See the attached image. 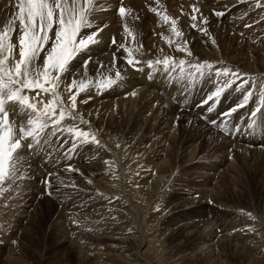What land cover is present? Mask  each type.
Listing matches in <instances>:
<instances>
[{
	"label": "rangeland",
	"instance_id": "1",
	"mask_svg": "<svg viewBox=\"0 0 264 264\" xmlns=\"http://www.w3.org/2000/svg\"><path fill=\"white\" fill-rule=\"evenodd\" d=\"M241 1L236 0L235 2L234 0H229L228 9L224 12L226 14L223 17L210 15L211 17H208L207 24H198V28H207L208 31L207 35L205 36L202 35L198 30V33L200 35V37H198L203 40H201V43H198V45H200L199 48L195 49V47H198V45L192 43V47L191 44L189 45L187 42L189 50L192 53L191 56L186 55L184 52H177L175 50L178 44L186 42L185 40L187 35H183L182 38H174L172 37V33L170 31V24L165 25L166 29L169 31L165 30L166 32L162 37V44L166 46L165 48L167 51L173 49L177 53H180L181 57H183V60L187 61L189 67L191 66L188 72L185 70L181 72V69L177 67L179 64L177 62H174L175 67H169L168 69L173 70L174 68H179L177 75H172L173 72L167 75V72L165 71L162 72V75L160 74L161 77L163 76V79H165L166 81L168 79L172 83L175 82L177 88L180 89L179 91L181 96L186 95L185 98L193 99L192 97L195 94H198V92L202 91L200 95L194 98L195 101L199 99L201 95H212L216 92L217 89L224 87V82L217 80L218 77L214 74L217 70H223V68H221L222 66L220 67V65H218V69L217 67H214L211 71L206 68L208 73L206 72V69L202 70L203 75L200 72H197L196 69L192 67L193 64L198 63L195 55L196 51H198V49L200 48H203L201 49L202 51L205 49L204 52L206 53L204 54H208V57H210L209 59L207 58L208 60H210L214 56V61H211V63H206L217 65L218 62H233L235 64L237 63L238 65H247L249 69L252 68L258 71L256 73L252 72L253 74L257 75L258 73H260V70L264 71V69L261 67L264 66V54L258 52V50L260 49L258 41H264V39H262L264 38V17L263 19H260L258 15L254 16L253 11H251L249 8L242 7L236 15L238 24L232 23L229 19V16H231L232 12H234L233 9L243 4L244 0ZM245 2H247V0ZM168 16L171 17L169 14ZM184 20L185 22L191 23L190 25H192L193 23L188 18H184ZM247 24H251L252 26L246 27L245 25ZM230 25L231 28H229ZM253 25H255V27ZM232 26H235L236 28ZM239 27L241 29H239ZM244 28L245 30H242ZM255 29L257 30V32ZM232 31L236 35L233 34ZM237 35L238 37L236 38ZM195 36L197 37V33H195ZM166 37L172 38L174 42L170 45L169 43H167ZM237 39L239 40L237 41ZM213 40L215 41V44H213ZM239 41H242L241 44ZM242 43H244L245 45ZM246 43L248 44L246 45ZM251 46H253L254 48L251 49ZM255 46H257V49H255ZM211 50H215L216 52V54H213L212 57L210 55V53L212 52ZM104 53V56H106L107 54H109V51L108 53H106V51H103L101 54L103 55ZM101 54H99L100 58L102 57ZM162 56L167 57L170 55L166 54L163 51ZM216 60H218V62ZM154 66H157V64H155ZM135 68H133V70L137 71L138 68L136 66ZM224 69L229 68L225 66ZM161 70H165L163 64ZM213 70L214 72H212ZM233 70H230V72H242L240 69ZM76 73L77 72L74 73V77L79 81L77 77L79 73ZM206 73L207 75H205ZM148 76L149 75H147L146 77L148 78ZM205 76L208 77L206 78ZM210 77H212V79H210ZM65 78L66 76L63 78L62 82L64 84L66 83V85L70 84L69 81L72 80L73 75H70L69 78L67 77V80ZM172 83H170V85H172ZM233 85L234 83H231V85H228L226 88H224L221 95L217 97L214 102L208 101L207 103H203L206 100L205 99L203 101H198L197 103L192 105V107H203L204 111L202 110L201 112H203L204 115L209 114L210 116H212L210 117V119L214 120V118H218L219 116H222V114L230 110L226 109L225 111H222V113H217L219 108V110L223 109L219 104V100H224V98L222 97L229 94L228 92L235 90L229 94L230 100L237 97L241 101L240 103H248V101H250L252 98L251 96L247 101H244L243 99L247 92L252 93L254 91L256 92L257 90H264V85L262 84L261 86H259V83L256 81L254 83H250L251 87L249 89L245 87L241 90H237L239 89V85ZM205 90H208L209 92L205 93ZM256 96L257 95H254V97ZM258 99L260 101V97H258ZM205 109L208 110L205 112ZM76 110H78V108ZM23 111L24 110H22L21 113H23ZM203 114H201L202 118H204ZM233 114L234 112L231 114V116L224 117L221 122H219L217 125L215 124L216 126L213 129V131L215 132L208 133L206 135L201 132L196 124H193V127L191 126V129L194 130L193 134L187 135L184 132L186 121L185 114H181V120L177 119L178 123L176 136L168 138L169 140L165 141L170 144V150L167 158H170L169 165H171L166 169L168 172L165 173L164 178H162L160 182L162 188L159 191L162 192L163 196H160L162 194L158 191V193L160 194L154 198L152 197L153 195H149V193L147 197L145 194H142L143 191L140 190L141 184L145 181H141V166H143V164L141 163L140 166V163L138 162L140 161L139 158L141 157V155H137L136 151L134 150L135 148L133 147V144L136 143L135 141H137L139 135L133 129L123 128V123L120 125L118 124V122L115 124L110 123L111 126L109 127L110 129H112V131L116 129V131L119 132V134L117 132V143L115 142V146L117 147L116 149H118V155H121L122 160L120 161L124 165H126V168L123 167V164L122 166H120L119 162L117 163V158L119 157L118 155L115 160L111 155L109 156V154L103 153L104 151H99L98 147L91 144L90 139L87 144L78 143L75 151H68L72 147V136H68L66 134L58 135V132L53 135L51 131L48 132V130L46 129L47 132L45 130V133L42 134V136L39 138V142H33L32 149H28L29 152H27L26 149L23 150V148L20 150L21 160L17 165L15 176L6 180L4 184L0 185V238H2L3 240L5 238L8 245L13 248V256L17 260L16 264H91L90 260L88 261L87 259L81 257L82 255L79 256L78 251L80 250L83 254L86 255V251L91 253L96 249L102 250V253L105 255V252L108 251V256L102 258L100 264H124L122 262L123 260H118L119 258H117L118 254L123 248L119 245L121 244L120 242H122L123 238L128 239L126 244L129 245H123L130 248V253H132L133 256L132 259L139 258L138 260H140V257H142V260L144 259L147 261V263L149 262L152 264H264V247L259 248L255 245V242H257L260 237L264 238V156H260L259 159H254L256 156H250L251 158L248 157L243 160L237 155L235 151H228L235 148V140L237 141L239 140V138L247 137L249 135L248 133L254 132L256 129L260 128L258 124L261 123L264 127V119L263 117L259 118L258 113L254 118L251 115H249L248 117L244 115L245 117H243L242 119H236L232 117ZM152 123L153 125L151 126V129H154V127H160L161 125L160 120ZM117 125H119V127ZM179 126H181V128ZM246 126H248L247 130L250 131L246 132L247 130H245L242 132V128ZM15 129L14 134L18 135L19 130L16 132ZM30 139L31 138H29V140ZM195 140L199 141V146H197L196 148L197 150L195 155L191 156L193 160H189V157L186 156L183 150H187L189 148L187 146H190L191 143H193ZM46 142L47 144H45ZM162 142L163 141L161 140L160 143ZM22 143L28 145L29 141L26 140ZM52 143L53 149L52 147H50ZM193 144L197 145L195 142ZM40 146H46L50 151L47 155L49 156L48 159L45 158L46 156H35ZM161 146V144L158 145L159 148ZM22 150L24 152H22ZM151 150H153V147L151 148ZM31 151L36 152V154H34L33 156V153H30ZM77 151V155L79 156L90 154V163H92L93 160H95L93 163H96H92L93 165H91V167L89 166L87 170H85L86 167L84 169H80L83 168V166L79 167L75 164L76 158H74V153ZM95 151L97 153L96 156L94 153ZM92 156H95V158H92ZM148 156H150V160L154 159L153 154H150ZM148 156L145 157L147 158ZM35 157L44 159L43 162L45 163V166L47 165L46 167L48 168H51L50 165L53 169H58L61 166L60 171L58 170L56 172V175L52 173L51 175L44 174V172L47 173L46 169L43 165H39V167L34 163ZM141 158L145 159L143 156ZM99 159L103 160V162ZM229 163L234 164H232L234 166V169L233 167L231 168L232 171L230 169L227 170L226 167L224 168V166H227ZM72 164L78 167L72 168L73 171H68L69 165L73 167ZM134 165L136 167H134ZM120 167L123 169L121 171L122 173L118 171ZM195 167L200 170L199 173L197 171H195L194 173L193 169ZM88 169L90 170V172H87ZM219 170H224V172L221 173V176L218 177V179L215 178L216 176L214 177L218 180H216L218 184H216L217 186H215L214 189L215 195L213 197V201H206L208 207H210L211 209L210 211H213V217H227L229 219L233 218V223L235 222L242 226L243 223H246L245 225H248L246 227L250 229L248 230L243 226L245 229L242 230L243 232L240 231V238L243 240H241L239 244L240 248L238 250H235L231 245H229L228 238L224 237L225 233L223 234V231L218 232V230H213L215 231V235L213 234L214 240L212 241L213 248L211 250L212 252L209 253V255L207 253H197L193 254V256L189 255V257L185 258L184 260L179 259V257L181 256L179 255V253L181 251L184 252V249L186 251V248L189 249L195 243V237L190 236L189 238H184L179 232L173 234L172 232H170V229H168V232H166L164 230V226L161 223V218L163 216L164 219L166 213L165 211H162L161 208H163L165 201L173 196V189L176 188L177 184L183 185L187 189L200 188V186L203 185L206 180L211 179L212 182L214 181L213 177H209L207 175H203V177H201L202 174L210 173V175H217V173L220 172ZM107 172L109 174H107ZM92 173H94V175ZM95 173H97L96 175H105L104 177L108 178L109 182L107 181V183L110 185H117L116 183L118 182H116V180L119 179V182L122 183V186H118H121L122 189L116 194L117 196L119 194L121 195H119L118 197L115 196L116 199L113 198V203H116V205L118 204L117 206H124L125 201H127L128 204L130 201V205L128 206V204L125 203L126 206L121 207V212L118 211V208L107 210V212L111 211L114 214L111 212L110 214L104 211L101 215L93 214L91 216L90 213H94V210L98 206H101L103 203L107 202L104 201V198L97 193H100L103 188L100 189V186V190L98 189V191L92 181V179L96 176ZM110 173H113L114 175H112L114 177L111 176ZM117 173L119 176L117 175ZM152 173L154 174L155 172ZM152 173L150 174L153 176ZM120 175L123 177L122 179H120ZM205 177L208 179H206ZM89 178L91 181L89 180ZM121 180H123L124 183ZM162 184H164V186ZM147 185H149L147 186V188L152 186L151 182H148ZM130 188L133 190L135 198H133L130 194L129 198H127L124 194V192L128 194ZM49 191L51 192V195L48 194ZM112 197H114V194ZM161 197L163 198V200H161ZM121 200L125 201L122 202ZM211 202H213V204ZM66 207H68V209H72L73 211H75V213H71L70 209L66 210ZM133 207L141 213L139 218H131L129 216L127 217L125 215H122V210L124 208H127V210L129 208L130 210ZM62 208L66 210V213L62 210ZM62 213L63 215H61ZM82 215L83 218H80L82 217ZM54 221H60L59 223L62 227L64 225V227L61 229L57 227L55 228ZM67 227L71 229V232H74V230L76 229L75 233H77V235H73ZM107 233H110L111 235L115 234L114 236L116 240H112V242L107 241V239H95L96 235H106ZM144 239H149V244L147 246L146 253L141 255L138 248L142 246V242ZM67 240L70 243V248L68 246H64V242H66ZM2 244L3 242H0V264H2L1 262L3 260L4 254H6ZM210 254H212L213 257H211ZM127 262L129 263V261Z\"/></svg>",
	"mask_w": 264,
	"mask_h": 264
},
{
	"label": "bare ground",
	"instance_id": "2",
	"mask_svg": "<svg viewBox=\"0 0 264 264\" xmlns=\"http://www.w3.org/2000/svg\"><path fill=\"white\" fill-rule=\"evenodd\" d=\"M228 1L229 0H123V6H125L126 8H130L132 11L130 14H128L126 16L125 20L122 21L120 19V17L118 15H116V9L120 6L119 0H98L99 6L96 7L95 13L90 17V20L93 22L94 27L92 29H85L84 30L85 32H91V31H95L96 26L107 25V27H105L104 30L100 33V35L98 37V43L96 45L91 46L89 51L80 54L78 56V58L73 62V75L75 72H77L76 74L79 73L77 75L79 80L88 81L90 83H88L87 89L84 92L80 93V95L77 98L76 107L78 108V110H76V112H75L76 119L73 120L71 117H67L64 121H62L61 127L63 129L76 127L78 130L90 131V132L94 133V135L97 137V139L99 140L100 143H99V145H97V144L91 142V144L98 147L99 151L101 150V151H104L103 153H105V154L107 153V154H109V156L111 155L115 160H116V157L118 155V149H116L117 147L115 146V144L117 143L116 139H117V132L118 131H116V129L112 131V129L109 128L111 126L110 123L115 124L118 122V124H120V125L123 123V128L133 129L139 135V136L137 135L138 139L136 138L137 139V141H135L136 143L133 144V147L135 148L134 150L136 151L137 155L140 154L141 157L143 156L145 158V159H143L140 157L139 158L140 161H138V162L140 163V166H141V163L143 164V166H141V168H142L141 169V171H142L141 181H145L141 184L140 190H142L143 191L142 194H145L147 197H148V193H149V195H153L152 196L153 198L158 196L160 193L162 194V192L159 191L162 188L160 182H161L162 178H164L165 173L168 172L166 169L171 165V164L169 165V159L170 158L169 159L167 158V155H168L169 150H170V144H168L165 141L166 140L168 141L169 140L168 138H172V137L176 136L177 123H178L177 119L181 120V114H183V113L185 114V120L186 121H185L184 132L187 135L193 134L194 130L191 129V126L193 124H196V126H198L199 129L201 130V132L204 133L205 135L208 133L215 132V131H213L214 127L219 122H221L222 119L224 118V116L222 115V116H219L218 118H214V120L210 119V117H212V116H210L209 114L204 115L203 112H201L203 110V107H201V108H199V106L198 107H192V105H194L198 101H203V100L207 99L211 94L203 95V96L201 95L199 99L194 101V98L197 97L198 95H200V93L202 92V91H200V92H198V94H195L192 97L193 99H187V98H185L186 95L185 96L180 95V91H179L180 89L177 88L175 82L172 83L168 79L166 81L165 79H163V76L161 77L162 72H164V71L167 72L166 73L167 75H169L171 72H173L172 75H174V74L177 75L178 69L180 68V65L177 66V67H179L178 69L174 68L173 70L172 69L171 70L170 69L161 70V67H162L161 63L157 64V66L149 68L148 62H153V65H155L156 64L155 62L157 60L162 61L164 59L165 56H162L163 51L166 54L173 57L174 58L173 61L177 62L178 64H179L180 59L183 60V57H181L180 53H177L175 51L176 49L173 50L170 48L171 50H168V51L166 50V48H165L166 46H164L162 44V37H163V34L166 32L165 30H167L166 26H165L167 24H164L160 20V18L157 17L154 12L149 11V9L150 8H157L159 5V8H158L159 11H161L162 13L166 12L167 15L169 14L171 16V18L176 19L177 20V27L179 28V30L182 31V33L184 35H187L185 41L188 42L189 45L191 44V46H192V43L198 45V43H201L203 40L201 38H199L200 35L198 33L199 32L198 29H193L192 26L190 25L191 23L185 22V20H184V18H188L191 20V15H192V7L191 6L195 5L197 8L200 9V14H198V19L196 21V23L198 25V24L202 23V18H207V20H208V17L209 18L211 17L210 15H214L213 14L214 11H219V12L227 11L228 6H229ZM234 1L236 2V0H234ZM245 1L246 0H244L243 4L241 6H238V7L236 6L237 8L233 9L234 12H232V15L230 14L231 16H229V19L232 23L238 24V20L236 19V15L241 10L242 7L243 8L244 7L249 8L251 11H253L254 16L258 15L260 19L261 18L263 19V17H264V0H247V2H245ZM230 2H229V4H230ZM238 3H239V1H238ZM241 3H242V1H241ZM15 4H16V0H0V30L3 29V27L11 20L13 14L17 11V9L15 8ZM257 5H259V7H257ZM240 14H243V13H240ZM137 17H138V19H137ZM125 24H127L130 27V29H132V32H133L132 36H126L124 34L123 29H124ZM255 25H257V24H255ZM255 25H253V26L255 27ZM262 25H261V27H262ZM235 26H237V25H235ZM235 26H232V27L236 28ZM229 28H231V25L229 26ZM239 29H241V28L239 27ZM249 29H251V28H249ZM257 29H259V28H257ZM242 30H245V28ZM246 30H248V29H246ZM167 31H169V30H167ZM250 32H251V30H250ZM256 32H257V30H256ZM195 33H197V37L195 36ZM228 33H229V31H228ZM18 34H19V23L17 21L16 26H15V32H14L13 38H12V42L14 44H16V48L14 49L12 56H14L16 59L19 58V56H18V39H17ZM167 34H168V32H167ZM233 34H235V33L233 32ZM262 35H263V33H262ZM237 37H238V35L236 36V38ZM113 38H115V40L117 42L116 45H113V43H112ZM167 38L168 37H166V39ZM258 38H260V37H258ZM240 39H242V38H240ZM262 39H264V38H262ZM238 40L239 39H237V41ZM241 42H240V44H241ZM242 44H244V43H242ZM247 44L248 43H246V45ZM258 44L260 45V49L258 48L259 49L258 52L261 54H264V41L260 40V41H258ZM120 45H124L126 48L131 49L132 58L134 60L139 61V63L135 65L138 68L137 71L133 70V68H135L134 66L127 64L126 57L128 56L129 53L126 52L124 48H120L119 51L117 50ZM199 46L200 45H198V47H195V46L194 47L196 49V48H199ZM251 47H252L251 49L254 48L253 46H251ZM256 47L257 46H255V49H257ZM201 49H203V48H200V49H198V51H196L195 57H196L197 62H198L197 64L206 63V62L211 63V61H214L213 60L214 59L213 54H216L215 50H211L212 51L211 53L209 52L211 57L213 56V58L208 60L210 58V57H208L209 55L204 54V53H206V52H204L205 49L203 51ZM193 50H194V48H193ZM103 51H106V53H108V51H109V54L104 56L105 53L103 55L101 54ZM99 54L102 55L101 58H100ZM89 57L91 59H90V62L87 66V70H85V68L83 67V62L85 60H88ZM114 57H115V66H113ZM216 61L218 62V60H216ZM219 61H221V60H219ZM12 63H13V61L10 59L9 66H11ZM37 64L42 65V58L37 61ZM218 65H220V67L222 66L221 68H223V69L226 66L231 71L233 69H235V70L240 69L242 71V72H240V74H242L243 77L248 79V83L243 88L247 87L249 89L251 87L250 83H254L255 81L259 83V86H261L262 84L264 85V71L260 70V73H258V75L253 74V73H256L258 71L252 69L251 67L250 68L252 70L249 69V67L247 65L246 66L245 65H238L237 63L235 64L233 62H230V63H219L218 62L217 65H213V68L217 67ZM261 65H263V64H261ZM252 66H253V64H252ZM190 67L186 61L185 65L183 66V69L188 72L190 70ZM261 67L264 69V66H261ZM254 68H255V66H254ZM205 69H203V70H205ZM217 69H218V67H217ZM117 71L120 72V74H121V79H119V80H116V72ZM206 72L208 73L207 69H206ZM212 72H214V70ZM207 73L205 75H207ZM147 75H149L148 78L146 77ZM67 77L69 78L70 75L66 74V78H65L66 80H67ZM149 77H150V79H149ZM205 77L207 78L208 76H205ZM212 77H213V75H212ZM212 77H210V79H212ZM63 78L64 77L61 78V84H60V87L57 89V92H58L59 96L61 97L62 102L67 106L69 104L70 93L67 90L68 84L66 85V83L64 84L62 82ZM107 79L116 80V83H114L110 86H104V82ZM233 79L234 78L231 75H229L227 77L220 76V77H218L217 80L224 82L223 85H225V83L227 81L233 80ZM69 83H71V81H69ZM170 83H172V85H170ZM240 83H241L240 80H236L234 82V85H240ZM243 88L239 87V89H237V90H241ZM233 91H235V90H232L228 93L230 94ZM207 92H209V91L205 90V93H207ZM133 93H134V95H133ZM24 94H26L30 98L34 99V101L43 100L45 103H47V101L49 99H51V97L49 95L44 94V93H40V95L37 96L36 91L35 92L34 91L28 92L27 90H25ZM229 94L222 97V98H224V100L223 99L219 100V104H220L221 108H223V109L219 110L220 109L219 108L220 106H219L217 113H220V112L222 113V111H225L226 109H232L233 107L239 105V103L241 102L237 97L230 100ZM254 95H257V96L254 97ZM89 97H91V99H88ZM251 97L252 98L250 101H248V103L247 102L244 103V104H247L246 107L245 108L244 107L238 108L234 112L232 117H234L236 119L237 118L242 119L245 116L248 117L249 115H251V113L255 109L260 108V111L257 112L258 117L259 118L263 117V119H264V115H263L264 114L263 113L264 112V90H257L256 92L255 91L252 92ZM258 97H260V101H259ZM83 100H88V102L83 103L82 102ZM41 107H42V105H41ZM6 110L9 111L12 121H17V119H18L14 113H16V112L21 113L22 112V110L19 109L18 106H15L12 104L6 105ZM207 110L208 109H205V112ZM201 114L204 115V118H202ZM205 117H206V119H205ZM81 118L85 121H88L89 123L81 124L80 123ZM20 119L22 120V119H24V117L21 115ZM157 120L158 121L160 120V124H161L160 127H156V128L154 127V129L153 128L151 129V126L153 125L152 122H156ZM208 121H215L216 125L211 124ZM117 126L119 127V125H117ZM258 126L260 128L256 129L254 132L248 133L249 135L247 137L239 138V140H237V141L235 140V142H236L235 148L230 149L228 151L229 152L235 151L237 153V155L243 160H245L248 157L251 158L250 156H253V157L256 156L257 157V158L255 157L254 159H259L260 156L261 157L264 156L263 155L264 154V130H263L264 127L262 126L261 123L258 124ZM179 127L181 128V126H179ZM246 127L242 128V132L248 129V126H246ZM14 129L16 132L19 130V123L15 124ZM196 129H198V128H196ZM47 130H48V132L49 131L52 132L51 127L47 128ZM47 130H46V132H47ZM249 131L250 130H247L246 132H249ZM62 134L72 136L67 131L58 132V135H62ZM118 134H119V132H118ZM157 135H160V136H157ZM161 140L163 141L162 143H160ZM194 142L197 145H194L193 144ZM194 142L191 143L190 146H187V147H189L187 150L182 149L183 152L186 154V156L189 157V160H193V158H191V156L195 155L196 150H197L196 148H197V146H199V141L195 140ZM53 143L50 146V147H52V149H53ZM45 144H47V142ZM160 144L162 146L159 148L158 145H160ZM23 145H24L23 150L26 149L27 152H29L27 145L26 144H23ZM152 147H153V150H151ZM23 150H22V152H24ZM33 150H36V149H33ZM78 151L74 153V158H76V160H75L76 165H78L79 167L83 166V168H80V169H84L86 167L85 170H87V168L89 166L91 167V165L96 163V162L93 163L95 160L92 161L93 164L90 163L91 162V155L90 154H85V155L79 156V155H77ZM49 152L50 151L47 149L46 146H40L37 154L34 151H31L30 153H33V156H34V154H36L35 156H37V155H41L44 157L46 156L45 158L48 159L49 156H47V155ZM85 153H87V152H85ZM94 153L96 156L97 155L96 151ZM150 154H153L154 159L150 160V156H148ZM95 156H92V158L93 157L95 158ZM145 156H148V157L146 158ZM117 159H118L117 163L119 162V165L122 166L123 163L120 161V160H122L121 155ZM99 160H101V159H99ZM124 160H125V158H124ZM43 161H44V159H41L40 157H35V159H34L35 164H37L38 166L39 165L44 166V168L46 169V172H47V173L44 172V174H46V175L50 174L51 175V173H52V174L56 175V172L58 170L60 171L61 166L58 169H53L52 166L50 165L51 168H48V167H46L47 165L45 166V163ZM101 161L103 162V160H101ZM56 162H58V161H56ZM232 164L233 163H229L227 166H224V168L226 167L227 170H229V169L231 170V168L233 167V169H234V166H233L234 164L233 165ZM72 165H73L72 168L76 167V165H74V164H72ZM116 165H118V164H116ZM57 166H59V165H57ZM123 167L126 168V165H124ZM134 167H136V166L134 165ZM89 169L87 172H90ZM137 169H139V168H137ZM102 170H103V168H102ZM122 170L123 169L121 167L118 169V171H120V172ZM193 171H194V173H195V171H197L199 173L200 170H198V168L195 167L193 169ZM219 171L220 172L217 173V175H215V174L210 175V173L209 174H207V173L202 174L201 177H203V175L204 176L207 175L209 177H213L214 181L212 182L211 179L206 180L205 183L200 186V188L187 189L183 185L177 184L178 186L176 185V188L173 189L174 190L173 196L171 198H168L165 201L163 208H161V210L165 211V213H166L165 218L163 219V216L161 218V223L164 226V230L166 232H168V229H170L171 230L170 232H172L173 234L179 232L182 235V237H184V238H189L190 236L195 237V240H194L195 243L193 242L194 244L189 249L186 248V251H185V249L183 247L184 250L183 249L182 250L184 252L181 251L179 253V255H181L179 257V259L184 260L185 258L189 257V255L193 256V254H197V253H207L209 255V253L212 252L211 251L213 248L212 241L214 240V235H215L214 233L216 230H218V232L223 231V234L225 233L224 237L228 238L229 245H231L235 250H238L240 248L239 244H240L241 240H243L240 238L241 237L240 231H242L245 228L248 229V227H246L248 225H245L246 223L244 224L242 222L243 226L245 227L244 228L242 225H239L235 222L233 223V221H234V220H232L233 218L229 219L227 217H220V218H217L216 216L213 217V211H210L211 209H210V207H208V204L206 202L208 200L213 201V197L215 195L214 189H215V186H217L216 184H218L217 179H218V177L221 176V173L224 172V170H219ZM124 172H125V170H124ZM152 172H155L154 173L155 175ZM97 173H95V175ZM99 173H101V172H99ZM102 173H103V171H102ZM118 173H117V175H118ZM150 173H152L153 176ZM57 174H59V173H57ZM92 174L94 175V173H92ZM107 174H109V173L107 172ZM112 174H111V176L114 175V174L113 175ZM125 174H122V175H125ZM104 176L105 175H103V174L102 175H96L92 179V181L95 185V188H97V190L99 189L100 186H101L100 189L103 188V190L100 193L99 192H97V193L100 194V196H102L104 198V201H107V202L103 203L101 206H98L94 210L95 211L94 213H90L91 216L93 214L94 215H101L104 211L107 212L108 209H113V208L114 209L118 208V211H120L121 207L126 206L125 203L128 204V202L125 200H121L122 202L125 201L124 206L123 205L117 206L118 204L116 205V203L115 204L113 203V198H115V196H117L116 193L122 189L121 188L122 183H120L119 182L120 180L117 179L116 180V182H118V183H116L117 185H110L107 183L108 178H105ZM214 177L217 179H215ZM122 178L123 177L121 176L120 179H122ZM206 179H208V178H206ZM89 180H90V178H89ZM123 180H121V181H123ZM148 182H151V185H152L149 188H147V186H149V185H147ZM123 183H124V181H123ZM111 184H113V183H111ZM118 185H121V186H118ZM162 185L164 186V184H162ZM94 190H96V189H94ZM136 191H137V189H136ZM158 191L160 193H158ZM113 194H114V197H112ZM124 194L126 195L127 198H129V194L133 198H135L134 194H133V190L131 188L129 189L128 194H126L125 192H124ZM119 195H121V194H119ZM145 195H143V196H145ZM160 196H163V194ZM152 197H151V201H152ZM199 197H201V198H199ZM120 198H122V197H120ZM118 200H120V199H118ZM155 200H156V198H155ZM161 200H163L162 197H161ZM211 203L213 204V202H211ZM129 205H130V201H129L128 206ZM213 206H215V205H213ZM66 208H67L66 210L70 209V208L68 209V207H66ZM62 210L65 211V213H66L65 209L62 208ZM70 210H71L70 211L71 213H75V211H73L72 209H70ZM110 212L111 211H109L107 213H110ZM111 213H113V212H111ZM122 213H123L122 215H125L127 217L129 216L131 218H134V217L139 218V216L141 214L134 207L131 208L130 210H129V208H128V210H127V208L126 209L124 208L122 210ZM217 214H218V212H217ZM61 215H63V213ZM79 215H80V213H79ZM71 217H72V215H71ZM80 218H83V215ZM59 222L54 221L55 226L54 225L53 226L55 228L57 227V228L61 229L64 227V225L62 227ZM249 227H251V226H249ZM73 228H74V226H73ZM236 228H237V230H236ZM213 230H215V231H213ZM69 231L71 232V229H69ZM75 231H76V229L74 230V232H71V233L73 235H77V233H75ZM80 234H82V233H80ZM114 235H111L110 233H107L106 235L98 234V235H96L95 239H97V240L107 239V241H112V240H116ZM224 237H222V238H224ZM127 240L128 239L123 238L122 242H120L121 244H119L123 248H122L121 252L118 254V257H117V258H119L118 260H123L122 262L124 264H152L149 262L147 263V261L144 259L142 260V257H140V260H138L139 258L138 259H135V258L132 259L133 256H132V253H130V251H131V250H129L130 248L128 246L123 245V244L127 243ZM144 240L142 242V246H140L138 248L141 255L146 253L147 246L149 244V239H144ZM0 242H3L2 245L4 247V251L6 252V254H4V257H3V260L1 263L2 264H16L17 260L13 256V248L8 245L5 238H4V240L2 238H0ZM60 243H61V241H60ZM64 243H65L64 246H68L69 248L71 247L68 240ZM126 245H129V244H126ZM255 245L259 248L264 247V238L260 237L257 240V242H255ZM179 249H181V248H179ZM107 252H105L106 253V255H105L102 253V250L96 249L91 253L86 251L85 252L86 255H85L80 250L78 251L79 256L82 255L81 257L87 259L88 261L90 260L91 264H100L101 259L108 256ZM109 252H110V250H109ZM210 256L213 257L212 254H210ZM117 258H116V260H117ZM208 260H210V259H208ZM127 261H129V263Z\"/></svg>",
	"mask_w": 264,
	"mask_h": 264
},
{
	"label": "snow or ice",
	"instance_id": "3",
	"mask_svg": "<svg viewBox=\"0 0 264 264\" xmlns=\"http://www.w3.org/2000/svg\"><path fill=\"white\" fill-rule=\"evenodd\" d=\"M119 4L116 15L123 21L132 10L123 6V0H119ZM98 6V0H16L15 8L17 11L0 30V185L15 176L17 165L21 160L20 150L24 146L22 142L28 140L27 147L31 150L33 142L38 143L39 138L49 127L52 129L53 135L64 131L72 135V147L68 151H75L78 143L87 144L89 139L99 145V140L90 131L78 130L76 127L68 129L61 127L62 121L67 117L76 119L77 98L90 83L74 78L73 62L80 54L89 51L91 46L98 43L100 33L107 27V25H99L95 27V31H84L94 27L90 17L95 13ZM191 7L192 28L198 29L202 35L206 36L207 28H198L196 23L200 9L195 5ZM158 8L159 5L157 8H150L149 11L154 12L164 24H170L172 37L182 38L184 34L177 27V20L169 17L166 12L162 13ZM213 14L217 17H223L226 13L214 11ZM17 21L19 23L18 59L12 56L16 48L12 38ZM207 22V18H202L203 24H207ZM246 27H251V25H246ZM123 31L126 36L133 35L132 29L127 24L124 25ZM173 42L172 38H167V43L171 45ZM112 43L116 45L115 38H113ZM213 44H215L214 40ZM120 48H124L129 53L126 57L127 64L135 67L139 61L132 58L131 49L120 45L117 50L119 51ZM176 51L184 52L189 56L192 55L187 42L178 44ZM41 58L42 65H38L37 61ZM10 59L13 61L11 66H9ZM90 59L89 57L83 62L85 70H87ZM155 63H162L165 70L169 67H175L171 56L165 57L162 61L157 60ZM185 63V60L179 61L181 72L184 70ZM113 66H115V57ZM148 66L149 68L153 67V62H149ZM192 67L203 75L202 70L207 68L211 71L213 65L201 63L193 64ZM66 74L73 75L71 83L67 85V90L71 93L67 106L62 102L57 92L61 78L65 77ZM215 75L217 77L231 75L234 79L227 81L224 87L217 89L203 103L214 102L224 88L236 80L241 81L240 88L248 83V79L242 74L230 72L229 69L217 70ZM119 79H121V74L117 71L116 80ZM116 80L107 79L104 86H110L116 83ZM25 90L28 92L36 91L37 96L40 93L47 94L51 99L47 103L43 100L34 101L24 94ZM251 95V92H247L243 98L244 101H247ZM82 102L87 103L88 100ZM9 104L24 110L23 113H14L18 118L17 121H12L9 111L6 110V105ZM245 106L242 102L222 115L224 117L231 116L238 108ZM259 111L260 108L255 109L251 116L254 118ZM21 115L24 117L22 120L20 119ZM208 122L216 123L215 121ZM16 123H19L18 135L14 134ZM80 123L87 124L89 122L81 118ZM29 138L31 139L29 140ZM68 171H73L70 165ZM48 194L51 195V192L49 191Z\"/></svg>",
	"mask_w": 264,
	"mask_h": 264
}]
</instances>
